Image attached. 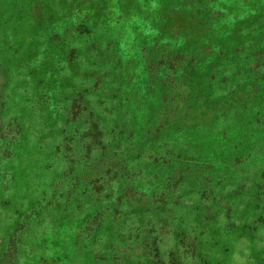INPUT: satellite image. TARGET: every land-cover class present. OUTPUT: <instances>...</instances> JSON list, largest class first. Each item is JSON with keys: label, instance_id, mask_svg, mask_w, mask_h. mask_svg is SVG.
<instances>
[{"label": "rangeland", "instance_id": "rangeland-1", "mask_svg": "<svg viewBox=\"0 0 264 264\" xmlns=\"http://www.w3.org/2000/svg\"><path fill=\"white\" fill-rule=\"evenodd\" d=\"M0 264H264V0H0Z\"/></svg>", "mask_w": 264, "mask_h": 264}]
</instances>
